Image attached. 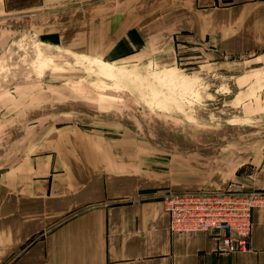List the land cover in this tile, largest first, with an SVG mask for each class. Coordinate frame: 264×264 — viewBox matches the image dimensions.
Returning a JSON list of instances; mask_svg holds the SVG:
<instances>
[{
  "label": "crops",
  "instance_id": "1",
  "mask_svg": "<svg viewBox=\"0 0 264 264\" xmlns=\"http://www.w3.org/2000/svg\"><path fill=\"white\" fill-rule=\"evenodd\" d=\"M31 35L120 66L157 52L264 76V0H0V52ZM26 90L0 93V264H264V145L236 181L263 194L249 249L222 254L209 233L169 231L146 148L81 128L106 123L76 100Z\"/></svg>",
  "mask_w": 264,
  "mask_h": 264
},
{
  "label": "rangeland",
  "instance_id": "2",
  "mask_svg": "<svg viewBox=\"0 0 264 264\" xmlns=\"http://www.w3.org/2000/svg\"><path fill=\"white\" fill-rule=\"evenodd\" d=\"M113 62L26 36L0 52V93L26 87L29 97L46 90L47 98L76 100L80 115L106 123L81 128L147 149L144 162L166 192L239 183L252 151L264 145L261 73L199 74L180 55L157 52L136 63Z\"/></svg>",
  "mask_w": 264,
  "mask_h": 264
},
{
  "label": "built area",
  "instance_id": "3",
  "mask_svg": "<svg viewBox=\"0 0 264 264\" xmlns=\"http://www.w3.org/2000/svg\"><path fill=\"white\" fill-rule=\"evenodd\" d=\"M162 201L171 233H209L217 240L219 253L231 254L249 249L252 211L261 206L263 194L237 183L218 191L168 192Z\"/></svg>",
  "mask_w": 264,
  "mask_h": 264
},
{
  "label": "bare ground",
  "instance_id": "4",
  "mask_svg": "<svg viewBox=\"0 0 264 264\" xmlns=\"http://www.w3.org/2000/svg\"><path fill=\"white\" fill-rule=\"evenodd\" d=\"M97 62H98V61H94L92 65H93L94 67H98V66H100V67H102L103 69H106V68L108 67V64H106V63H97ZM102 68H101V69H102Z\"/></svg>",
  "mask_w": 264,
  "mask_h": 264
}]
</instances>
